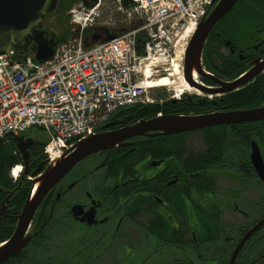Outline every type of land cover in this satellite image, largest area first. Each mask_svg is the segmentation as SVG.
I'll list each match as a JSON object with an SVG mask.
<instances>
[{
    "label": "flooded vegetation",
    "instance_id": "flooded-vegetation-1",
    "mask_svg": "<svg viewBox=\"0 0 264 264\" xmlns=\"http://www.w3.org/2000/svg\"><path fill=\"white\" fill-rule=\"evenodd\" d=\"M63 1L55 0L42 20L45 35L55 43L65 30L59 24L66 13ZM215 4L213 0L209 12ZM70 30L72 35L77 31L74 25ZM91 37L99 40L104 34ZM34 47L31 42L17 56L32 54ZM259 62L261 70L245 80ZM262 76L264 3L242 5L238 0L211 29L201 70L192 74L195 86L183 77L186 92L171 102V112L161 115L262 106L264 97L250 101L242 92ZM240 78L242 83L232 87ZM139 120H111L100 131L118 130ZM194 133L200 139L193 140ZM253 143L264 162V117L137 136L97 151L72 167L46 194L51 199L49 207L43 209L44 198L30 226L32 238L0 264L19 259L33 241L39 222L45 225L52 218L60 226L53 233L58 264H264V180L252 161ZM38 146L34 141L30 147V173L44 160L33 155ZM122 155L134 160L117 165ZM23 182L24 178L13 194ZM26 187L28 197L32 181ZM9 204L10 200L1 218L11 214Z\"/></svg>",
    "mask_w": 264,
    "mask_h": 264
},
{
    "label": "built area",
    "instance_id": "built-area-1",
    "mask_svg": "<svg viewBox=\"0 0 264 264\" xmlns=\"http://www.w3.org/2000/svg\"><path fill=\"white\" fill-rule=\"evenodd\" d=\"M105 1L72 9L80 33L50 60L19 59L14 50L0 56V138L41 129L52 162L121 109L153 103L149 79L169 75L176 59L183 68L189 40L213 0H108L104 15ZM96 25L119 32L85 48L83 29ZM21 170L13 168L15 178Z\"/></svg>",
    "mask_w": 264,
    "mask_h": 264
},
{
    "label": "water",
    "instance_id": "water-1",
    "mask_svg": "<svg viewBox=\"0 0 264 264\" xmlns=\"http://www.w3.org/2000/svg\"><path fill=\"white\" fill-rule=\"evenodd\" d=\"M55 0H0V56L8 54L12 49L27 51L31 42L35 43L34 58L39 62L50 60L55 55V41L45 35L42 20ZM212 10L200 20L186 49L184 59V76L191 86H195L192 74L201 70V59L204 44L214 24L224 16L238 0H214ZM109 36L107 40L113 39ZM262 68V62L246 73V78L254 77ZM249 77V78H248ZM235 80L232 87L243 81ZM179 99L166 100L164 103L177 102ZM264 117V105L250 109H241L221 113L193 115L187 113H172L141 119L137 123L113 131H98L87 135L73 144L65 153L49 163L41 172L40 162L33 172L28 171L32 158L30 147L36 138L28 136L27 132H11L16 146L23 156L26 167L23 171L32 181V187L18 215L16 228L12 236L0 243V261L7 260L21 251L32 238L30 229L34 214L46 194L74 167L91 154L113 148L122 142L137 136L156 134H171L182 131L228 123L237 119H254ZM257 144H252V161L264 180V162L259 154ZM13 190L0 201V218L7 209Z\"/></svg>",
    "mask_w": 264,
    "mask_h": 264
},
{
    "label": "trees",
    "instance_id": "trees-1",
    "mask_svg": "<svg viewBox=\"0 0 264 264\" xmlns=\"http://www.w3.org/2000/svg\"><path fill=\"white\" fill-rule=\"evenodd\" d=\"M241 4L248 3L250 5L259 6L264 3V0H240ZM244 1V2H243ZM64 4L61 5L65 10V17L60 23H65L64 35L57 41L56 45L67 41L72 32L70 30V15L69 10L72 8V1H63ZM69 23V25H68ZM119 30L115 28L107 29L100 27H88L84 30V42L85 48L95 44L94 39L91 37L97 33L104 34V38L109 35H115ZM102 38V39H104ZM21 57V56H20ZM245 92V96L249 98L250 101L258 100L264 97V76L258 77L256 82L250 86V88L242 91ZM242 96L243 94L240 93ZM160 95H164L162 92ZM162 98V97H159ZM174 105L172 103H148V104H135L129 107H125L118 111L112 118V120L123 119L124 123H132L141 118H152L156 116L159 112L168 113L171 112V108ZM39 146L33 149V155L39 156L40 159L43 158L44 146L47 143V139L43 137H38L35 140ZM146 152V151H145ZM132 157V156H131ZM130 155H122L117 165L126 164L127 159ZM133 159V157H132ZM130 158V161L132 160ZM134 160V159H133ZM22 162V157L20 151L16 146V141L12 135H6L0 139V201H2L10 192L13 190L24 178L22 186L10 197L9 206L12 208L11 214L4 216L0 219V243L7 240L12 236L17 224V214L20 212L22 205L27 197L28 188L26 185L31 184V180L28 179V175L21 174L16 180L10 175L11 168ZM50 195L45 198L42 204L43 209L49 207ZM41 207V208H42ZM60 228V226L54 223V219L46 220V224L43 225L41 221L37 226V233H35L33 241L19 254L21 256L19 259H13L11 264H58V255L54 252V242L53 233L55 229Z\"/></svg>",
    "mask_w": 264,
    "mask_h": 264
},
{
    "label": "rangeland",
    "instance_id": "rangeland-1",
    "mask_svg": "<svg viewBox=\"0 0 264 264\" xmlns=\"http://www.w3.org/2000/svg\"><path fill=\"white\" fill-rule=\"evenodd\" d=\"M72 1V8L69 10V15H70V23H72L71 21V10L74 8H78L79 6H82L84 5L83 1L84 0H71ZM106 3L108 2V0L105 1ZM109 5V7L107 8L104 7L103 9V14L104 15H107V13L110 11L111 7H112V3L111 2H108L107 3ZM61 28L65 29V23H59ZM69 25V23H68ZM168 66L170 67L169 69V72L170 70L172 69V66L170 64H168ZM183 66V64H182ZM180 70H182V68L180 67ZM181 74L179 75H176V76H173L172 79H173V84L172 85H169V86H166V87H162V88H158V89H155L152 91V95L153 97L155 98H159V97H162L163 100L167 99L168 96H174V95H180V94H183L184 92H186L184 86H183V77H184V74H183V70H182V76H180ZM161 92L164 94L163 96L160 95ZM192 135V139L193 140H198V138L200 139V135H198L197 133H194V134H191ZM30 136H33V137H45L46 136V133L41 130V129H32L30 131ZM201 144V143H200ZM200 147V146H199Z\"/></svg>",
    "mask_w": 264,
    "mask_h": 264
},
{
    "label": "bare ground",
    "instance_id": "bare-ground-1",
    "mask_svg": "<svg viewBox=\"0 0 264 264\" xmlns=\"http://www.w3.org/2000/svg\"><path fill=\"white\" fill-rule=\"evenodd\" d=\"M173 68L171 69V73L169 75L160 76L155 79H149L150 82H152V85L154 86H169L173 84V76L179 75L182 76V70H180V64L178 60L173 61ZM184 82V79H183ZM181 95V94H180ZM17 171H19V168H17Z\"/></svg>",
    "mask_w": 264,
    "mask_h": 264
}]
</instances>
